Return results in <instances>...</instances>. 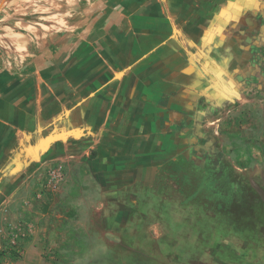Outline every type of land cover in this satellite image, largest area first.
<instances>
[{"label":"crops","instance_id":"1","mask_svg":"<svg viewBox=\"0 0 264 264\" xmlns=\"http://www.w3.org/2000/svg\"><path fill=\"white\" fill-rule=\"evenodd\" d=\"M23 2V8L30 6L31 11L25 10L21 16L32 22L23 24L32 30L12 35L17 44H9L8 48L27 51L28 41L21 39L25 36L28 40L36 38L40 49L49 36L48 46L64 49L65 57L79 45H90L86 53L103 51L108 57L113 53L109 67L116 68V75L97 83L96 89L64 97L65 102L46 113L51 117L48 123L41 110L43 93L34 90L19 97L25 102L15 110L23 125L0 142V167L7 164L9 171L18 169L13 177H4V170L0 169L1 178L9 181L0 187L2 220H8L0 221V227L4 229L6 224L11 229L10 219L21 207L22 226L31 231L29 240H25L26 249L21 252L24 256L41 254L36 247L38 239L46 241L52 237L67 242L72 234L63 223L67 217L58 212V207L34 210L36 207L24 203L29 193L36 192L38 199L45 196L41 175L56 159H63L68 169L88 162L86 157L75 154L77 145L97 144L101 152L105 149L93 164L97 165V176L111 183L112 191L125 180L148 182L153 177L144 168H136L138 163L184 152L195 141V147L210 150L215 143L211 130L216 132L218 120L233 117L243 108H254L255 101L264 102V22L258 31H250L252 27L244 29L249 24V14L257 8L256 0ZM43 8L49 15L41 14ZM46 17L55 24L42 22ZM101 43H106L107 48L103 49ZM86 53L82 52L85 56ZM61 60L33 65L36 70L51 69ZM78 62L77 58L73 64ZM88 63L83 60L84 65ZM14 65L6 54L0 55V99H7L2 87L21 83ZM27 65L20 64V68ZM5 102L3 99L0 105L1 117L7 112L2 108ZM256 134L258 130H249L246 138L252 139ZM201 140H205L204 145L199 143ZM258 145L261 159L264 147L262 150L259 142ZM123 165L130 168L123 172ZM73 176L86 178L78 172H68L66 179ZM18 177L21 181L11 186ZM30 212L36 214L35 220L28 215ZM6 234L11 241L15 239L12 230Z\"/></svg>","mask_w":264,"mask_h":264},{"label":"rangeland","instance_id":"2","mask_svg":"<svg viewBox=\"0 0 264 264\" xmlns=\"http://www.w3.org/2000/svg\"><path fill=\"white\" fill-rule=\"evenodd\" d=\"M256 2L257 8L249 14L245 30L252 27L250 31H258L257 27L264 22V0ZM24 4L23 0H4L0 7V55L6 54L15 64V75L19 78L16 80L21 81L11 88H6L9 84L2 87L7 99L1 98L0 105L4 99L2 108L7 112L0 116V129L3 128L0 142L23 125L17 120L19 113L15 109L25 102L19 99L24 93L34 90L43 93L41 110L48 123L51 117L46 113L65 102L64 97L94 90L97 83L116 75V68L109 67L114 54L108 57L103 51L86 53L90 45H79L65 57L64 49L48 46L49 36L40 49H37L36 38L28 40L24 36L21 39L28 41L27 51L8 48L9 44H17L12 35L32 30L23 24L32 23L21 16L31 8H23ZM43 10L42 15H49L45 12L47 9ZM46 19L48 17L41 21L48 26L55 24ZM101 44L103 49L107 48L106 43ZM23 53L25 55L21 56ZM77 58L79 62L74 65ZM81 58L88 61V65H84ZM60 59L61 63L51 69L36 70L33 65H48ZM20 64L28 65L20 68ZM98 66L101 68L97 69ZM54 78L59 80H52ZM253 105L254 108H243L233 117L218 120L216 132L211 130L215 143L210 150L195 147V141L184 152L138 163L136 168H144L148 176L153 177L148 182L125 180L112 191L111 183L97 176V165L93 164L105 149L101 152L97 144L77 145L75 154L86 157L88 162L68 169L63 159H56L45 168L43 176L40 174L45 196L38 199L36 192L29 193L24 203L36 207L34 210L58 207V212L67 217L63 219L64 225L72 233L68 241L60 242L52 237L46 241L38 239L36 247L41 254L24 256L21 252L26 249L25 240H29L31 231L22 226L21 207L15 206L18 210L15 209L10 219L12 228L9 229L15 239L11 241L7 237L6 224H3L4 229L0 227V264H264V156L263 151L261 159L257 154L258 142L262 150L264 147V102L255 101ZM249 130L252 133L258 130V134L248 139ZM11 138L14 140V134ZM199 143L204 145L205 140ZM123 167V172L130 168L129 165ZM1 168L4 177H13L18 172L11 169L14 173H10L7 164ZM54 169H59L61 174L55 187L48 183L49 173ZM68 172H78L86 178L73 176L68 180ZM20 181L18 177L11 181V186ZM8 182L0 176V187ZM1 212L0 207V221H8L2 220L4 213ZM28 215L35 220L34 212ZM219 244L234 251L230 263L216 254Z\"/></svg>","mask_w":264,"mask_h":264},{"label":"flooded vegetation","instance_id":"3","mask_svg":"<svg viewBox=\"0 0 264 264\" xmlns=\"http://www.w3.org/2000/svg\"><path fill=\"white\" fill-rule=\"evenodd\" d=\"M264 45V44H263ZM220 247L216 250V254L220 259H222L226 263H230V256L234 255V251L231 249H226L223 244H219ZM239 250V249H238Z\"/></svg>","mask_w":264,"mask_h":264},{"label":"built area","instance_id":"4","mask_svg":"<svg viewBox=\"0 0 264 264\" xmlns=\"http://www.w3.org/2000/svg\"><path fill=\"white\" fill-rule=\"evenodd\" d=\"M61 179L59 169L51 170L49 173L48 183L50 186L55 187L56 183Z\"/></svg>","mask_w":264,"mask_h":264},{"label":"bare ground","instance_id":"5","mask_svg":"<svg viewBox=\"0 0 264 264\" xmlns=\"http://www.w3.org/2000/svg\"><path fill=\"white\" fill-rule=\"evenodd\" d=\"M2 2H3V0H0V5H1Z\"/></svg>","mask_w":264,"mask_h":264},{"label":"trees","instance_id":"6","mask_svg":"<svg viewBox=\"0 0 264 264\" xmlns=\"http://www.w3.org/2000/svg\"><path fill=\"white\" fill-rule=\"evenodd\" d=\"M2 256V253H0V257Z\"/></svg>","mask_w":264,"mask_h":264},{"label":"water","instance_id":"7","mask_svg":"<svg viewBox=\"0 0 264 264\" xmlns=\"http://www.w3.org/2000/svg\"><path fill=\"white\" fill-rule=\"evenodd\" d=\"M3 2H4V0H3ZM3 2H2V3H3ZM2 3H1V5H2ZM1 5H0V7H1Z\"/></svg>","mask_w":264,"mask_h":264}]
</instances>
